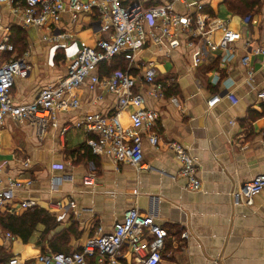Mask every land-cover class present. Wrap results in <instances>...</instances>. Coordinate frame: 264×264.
<instances>
[{"label":"crops","instance_id":"crops-1","mask_svg":"<svg viewBox=\"0 0 264 264\" xmlns=\"http://www.w3.org/2000/svg\"><path fill=\"white\" fill-rule=\"evenodd\" d=\"M239 1L204 0L210 14L225 20L234 30L236 38L231 50L208 53L205 62L197 66L192 65L195 47L184 43L170 54L155 48L143 52L156 60L161 77L177 78L171 89L180 101L178 107L169 95L160 100L147 97L145 105L161 112L163 138L159 148L144 142L143 168L117 165L105 155L79 161L78 154H84L85 150L86 131L70 126L60 134L63 126L77 122L87 111H112L117 104L114 93H107L93 103L94 92L81 87L82 107L61 113L58 127L48 128L42 137L36 125L6 120L0 132V177L33 178L32 189L19 192L18 197H35L41 204L73 193L78 214L74 220L61 224L65 229L74 223L78 227L81 243L73 250L79 249L100 228L105 232L111 230L126 210L138 207L170 234L163 252L164 264H264V190L252 205L243 199L236 203L231 195L243 183L264 172V103L257 98V91L264 84V52H255L258 47L264 48V0H256L247 15L231 9ZM151 3L152 0L146 2ZM176 8L183 10L181 4H176ZM17 21L5 4L2 25L11 26V34L18 27L28 32L24 51L28 43L33 46L26 57L31 71L27 77L19 78L11 91L16 104H26L41 87L53 85L66 75L70 53L59 49L55 65L50 66L44 31L22 27ZM98 21L95 14L82 15L74 21L67 11L58 26L66 34L60 40L79 47H94L99 38L108 35L100 30ZM2 35L0 30V39ZM219 36L220 30L215 31L214 38L218 40ZM230 53L233 57L224 59ZM4 55H10L6 59L14 57L11 52ZM245 55L249 56L246 65L241 61ZM228 92L238 99L237 103L226 96ZM216 94L222 99L209 108L208 102ZM136 107L132 104L123 113L126 123L128 113ZM257 112L262 114L254 117ZM15 128L20 129L16 133L18 141L9 143ZM170 141L184 144L196 157L202 190L186 189V179L179 173L180 162L168 146ZM26 159L30 161L29 168L24 167ZM91 173L95 175V183L86 186L83 178ZM52 177L62 178L60 191H50ZM37 227L39 231L31 235L33 242L43 229ZM186 229L190 238L182 239L181 233ZM9 245L13 254L27 260L41 252L29 254L34 245L25 248L19 237ZM123 254L124 264H134L127 245Z\"/></svg>","mask_w":264,"mask_h":264},{"label":"built area","instance_id":"built-area-1","mask_svg":"<svg viewBox=\"0 0 264 264\" xmlns=\"http://www.w3.org/2000/svg\"><path fill=\"white\" fill-rule=\"evenodd\" d=\"M149 0H0V54L11 52L16 47L11 40V26L4 27L2 8L10 7L17 23L22 27H34L44 31L43 39L49 43L48 64L55 65L58 50L63 48L70 55L67 61V73L53 85L40 88L34 99L26 104H16L12 88L19 78H25L31 71L26 57L32 44L28 43L22 56L0 60V132L6 120L11 119L18 125L33 124L42 137L48 128L58 127L61 113L80 109L83 99L79 89L86 86L94 92L93 103H98L107 93H114L117 104L110 112L87 111L77 122L67 124L60 129L64 134L70 126L83 128L87 133L86 145L94 155H105L119 165L130 164L137 169L144 166V142L155 148L161 146L163 138L162 115L158 109L145 105L147 97L160 100L168 95L177 78L160 75L156 60L143 55L145 50L155 48L170 54L182 43L195 47L192 65L203 64L208 53L219 50L229 51L236 38L225 20L214 17L207 10L204 0H164L146 4ZM181 4L183 10H178ZM70 12L73 20L79 16L95 14L100 30L108 32L106 37L96 41L94 47L70 44L60 39L66 37L58 26L65 12ZM249 17L246 18V22ZM220 30L218 40L214 32ZM255 52H264L258 47ZM233 53L224 56L230 60ZM123 57L125 69L101 73V67H110L115 58ZM249 56L241 58L244 65ZM138 90L135 91V89ZM145 89V92L142 90ZM234 98L232 92L226 94ZM257 98L264 103V84L257 91ZM171 101L180 106L177 95H170ZM222 96L216 94L208 102L214 107ZM137 107L128 113V123L123 113L132 105ZM169 148L180 162L179 173L186 179V189L202 190L199 165L190 149L177 141L168 142ZM30 161H24L29 168ZM1 171V169H0ZM62 178L52 177L50 191H60ZM95 175L87 174L83 184L92 186ZM34 184L31 177H0V213L18 214L26 210L44 208L55 217L58 224H65L77 216V201L73 193L58 199H48L44 204L35 197L19 198L18 193L29 192ZM264 190V172L243 183L231 192L234 201L241 199L252 205L254 198ZM2 240L14 241L17 236L11 232L2 233ZM168 231L154 222L150 215L138 207L126 210L120 220L109 231L101 228L95 235L89 236L79 249L71 252H40L27 260L15 254L8 264H124L123 248L127 245L134 264H164L163 252ZM182 239L190 238L188 229L181 233Z\"/></svg>","mask_w":264,"mask_h":264},{"label":"trees","instance_id":"trees-1","mask_svg":"<svg viewBox=\"0 0 264 264\" xmlns=\"http://www.w3.org/2000/svg\"><path fill=\"white\" fill-rule=\"evenodd\" d=\"M256 0H240L239 2L234 4V6H231V9L236 12L243 13L244 15L249 14L254 6L256 5ZM242 7L244 9L242 10ZM23 33L24 31L21 29V27H18L16 31H13L11 40L14 43L15 47L18 48L19 43L23 40ZM24 52V49L22 51V54ZM126 61L123 57L115 58L112 62V65L110 67L103 66V73L108 74L111 70H117V69H125ZM173 89L169 90L168 95L170 96ZM262 113H255L253 114L254 117L260 116ZM84 154H78L79 161L86 159V158H92L94 154L92 153L91 149L85 145L84 146ZM38 224H43L46 226L44 231V236L50 232L53 228L57 227L58 223L55 220V217L50 214L47 210L44 208H35L26 210L24 212L18 213V214H10L8 212H1L0 213V232H11L12 234L19 237L25 246L27 248L30 243V237L33 234L34 230L36 229ZM74 233H78V227L74 223L70 228H66L59 232L50 242V248L45 247V250H41V252L48 250H51L53 252H71L72 250H69L68 248H65L66 245L65 241L70 238V236ZM62 243V244H61ZM13 256L11 255L5 247L0 245V264H8L9 258Z\"/></svg>","mask_w":264,"mask_h":264},{"label":"rangeland","instance_id":"rangeland-1","mask_svg":"<svg viewBox=\"0 0 264 264\" xmlns=\"http://www.w3.org/2000/svg\"><path fill=\"white\" fill-rule=\"evenodd\" d=\"M153 1V3H155V2H157L158 0H152ZM153 3H151V4H153ZM27 37H28V32L27 31H24V33H23V40L19 43V45H18V49H17V51H18V53H16V52H14V54H13V56H16V57H18V56H22L23 54H22V51H23V49H24V44H25V41H26V39H27ZM8 56H10V55H4V56H1V54H0V60H2V59H5L6 57H8ZM20 129H14L13 130V132H11V135L13 136V138L12 139H9V143H12V141H15V142H17L18 141V134H16L18 131H19ZM15 132V133H14ZM2 139V138H1ZM1 139H0V141H1ZM4 140V139H3ZM0 144H1V142H0ZM8 147V146H7ZM39 225V228H43L41 231H40V234H39V236H38V238H37V240L36 241H32L31 239H32V237L30 238V243H29V245L30 244H32V245H34V248H31L30 250L31 251H29V254H33L36 250H38L39 252L41 251V250H43V248H44V250H45V247H47V248H50L49 246V244H50V242H51V240L59 233V232H61L62 230H64L65 228H62V226L60 225V224H58L57 225V227H55V228H53L52 230H50V232L49 233H47L45 236H44V231H45V228H46V226L44 225L43 226V224H38ZM37 225V226H38ZM35 231H39L38 230V227H36V229L34 230V232ZM33 232V233H34ZM2 233H5V232H0V235L2 234ZM33 235V234H32ZM81 237L79 236V234L77 233H74V234H72L71 236H70V238L68 239V240H66L65 241V244H64V246L66 245V247L65 248H68L69 250H72V249H74V248H76L77 246H78V244H80L81 243ZM10 241H4V240H2V236H0V245L1 246H3V247H5V249L11 254V255H15V254H13L12 253V250L10 249ZM62 244V243H61ZM28 248V247H27Z\"/></svg>","mask_w":264,"mask_h":264}]
</instances>
